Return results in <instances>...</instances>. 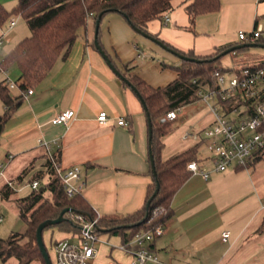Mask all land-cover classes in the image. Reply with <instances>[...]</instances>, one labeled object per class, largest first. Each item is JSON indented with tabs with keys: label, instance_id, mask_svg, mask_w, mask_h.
I'll use <instances>...</instances> for the list:
<instances>
[{
	"label": "crops",
	"instance_id": "1",
	"mask_svg": "<svg viewBox=\"0 0 264 264\" xmlns=\"http://www.w3.org/2000/svg\"><path fill=\"white\" fill-rule=\"evenodd\" d=\"M189 1L175 0L171 10L148 22L155 38L207 56L231 44L247 42L240 38V31L249 32L259 25L264 43V0H221L218 11L197 16L193 29L188 28L190 18L185 8ZM95 39L96 21L89 18L67 53L33 85L34 92L24 97L6 121L0 138V187L9 181L14 185L24 175H32V181L36 173L46 170L49 154L40 144L41 139L46 140L53 144L52 153L62 168H81V193L96 212L113 217L143 207L153 176L145 107L111 64L124 75H137L159 87L177 78L181 58L138 32L115 10L102 16L98 31L111 64ZM144 47L160 59L148 60ZM248 52L264 57V47ZM67 109L76 111L69 123L52 122ZM101 111L108 113L104 122L98 119ZM121 117L127 125L118 123ZM213 117L210 111L198 118L199 129L211 124ZM193 130L175 137L165 135L162 157L194 149L193 160L211 170L210 176L205 179L192 172L176 191L174 214L164 234L152 243L159 261L143 264H264V232L257 231L264 216V154L248 167L212 170L211 154L200 149L206 139L183 137ZM17 213V204L14 208L12 200L5 201L0 195V225L17 228ZM227 230L230 235L224 240ZM45 233L51 240L70 235L57 228ZM100 241L93 264H137L135 257L120 247L121 239L117 246Z\"/></svg>",
	"mask_w": 264,
	"mask_h": 264
},
{
	"label": "trees",
	"instance_id": "2",
	"mask_svg": "<svg viewBox=\"0 0 264 264\" xmlns=\"http://www.w3.org/2000/svg\"><path fill=\"white\" fill-rule=\"evenodd\" d=\"M174 1L17 0V4L11 10L0 2V31L7 20L15 14L22 15L31 30L29 35L20 39L3 55L1 64L6 68L16 65L19 75L16 79L18 92H15L16 89H11L4 80H0V99L4 105V111L0 113V138L6 121L24 100L22 91L39 83L47 75L59 57L67 53L77 39L80 28L87 24L89 18H94L96 21L100 14L103 16L106 12L115 10L125 15L133 27L157 37L148 30V22L171 10ZM185 8L190 18L188 28L193 29L197 16L218 11L221 8V0H190ZM163 42L180 53L203 60L181 58V64L176 66L177 78L159 87L148 84L137 75L125 74L131 82L129 85L134 86L137 90L135 92L142 96L146 113L148 112L151 118L152 136L149 137V142L151 141L156 175L151 169L153 181L148 185L145 204L141 209L119 216H100L95 232L98 235L105 232L116 234L120 237L121 243L127 245L138 231L167 224L174 214L173 196L192 173L188 163L195 159L194 149L167 159L162 157L163 138L171 130L173 121L164 118L166 113L200 98L198 89L202 86L218 88L216 69L221 72H234L244 66L264 64V57H255L248 52L250 47H241L232 51L235 56L242 54L239 66L224 67L219 63L221 57L215 59V56L234 44L220 48L211 55L197 56L193 51H184L166 41ZM255 42L263 43L260 37ZM232 102L224 101V104L230 108ZM263 154L258 152L250 164L260 159ZM43 176L48 178L43 190L41 187L32 189L26 196H18L12 181L0 187L1 198L16 202L19 215L26 224L23 231H12L7 238L0 237V264H7L13 257L19 264H31L33 261L46 264L36 238L37 227L46 219L57 218L66 207H72L75 211L66 212L60 223L47 226L43 230V238L45 231L52 228L70 234L78 233L81 230L80 217L89 220L98 215L81 192L74 196L66 194L61 178L49 156L46 170L36 173L33 179L41 180ZM157 181H159V189L155 193ZM257 231L264 232V216ZM56 240L58 239H52L51 245ZM152 243L151 247H153Z\"/></svg>",
	"mask_w": 264,
	"mask_h": 264
},
{
	"label": "built area",
	"instance_id": "3",
	"mask_svg": "<svg viewBox=\"0 0 264 264\" xmlns=\"http://www.w3.org/2000/svg\"><path fill=\"white\" fill-rule=\"evenodd\" d=\"M168 14L165 19L169 20ZM16 24L15 17L8 21V28L11 29ZM262 28L257 26L252 31H240L239 36L247 42H255L261 36ZM4 32L0 35V75L11 89H17L18 83L11 78L9 68L1 63L3 54L1 48L4 44ZM142 56V54H139ZM219 87L202 86L198 89L200 98L206 100L213 113L211 124L199 130L187 131L185 139L194 140L206 139L208 150L211 154L213 169L215 171H225L230 167H248L250 161L258 152L264 153V64L248 65L235 70L234 72H221L215 70ZM34 87L30 86L22 91L24 97L32 94ZM224 101H233L230 108L226 107ZM180 107L169 110L165 119L175 120L178 118ZM76 115L74 109H67L59 112L53 117L55 124H67ZM98 119L104 122L108 119V113L101 111ZM121 125H127L128 121L121 117L118 120ZM40 144L45 147L49 157L54 163L61 178L68 196H74L83 189L81 182V168L77 165L62 168L52 153L53 144L46 140H40ZM188 168L193 173L201 174L205 179L209 178L211 170L205 168L192 160L188 163ZM0 170V174H1ZM32 189L40 188V180L31 181ZM264 208V198L262 201ZM86 220L80 217L81 230L78 233H71L69 236L53 242L50 254L53 264H93L97 248L96 242L99 235L95 232V227L100 214ZM2 218H0L1 222ZM166 225H158L150 230H142L135 233L129 244H120L126 252H130L137 264H143L148 260L158 262V256L152 249L151 243L164 234ZM230 231L223 232V239L226 240Z\"/></svg>",
	"mask_w": 264,
	"mask_h": 264
},
{
	"label": "rangeland",
	"instance_id": "4",
	"mask_svg": "<svg viewBox=\"0 0 264 264\" xmlns=\"http://www.w3.org/2000/svg\"><path fill=\"white\" fill-rule=\"evenodd\" d=\"M1 3L4 4V6L11 10L13 7L17 4V0H0ZM15 17L16 24L9 29L8 28V21L11 17ZM7 22L4 24L3 29L0 31V35L4 32V44L1 48V53L4 55L7 52L10 51L14 47V45L25 36L29 35L31 33L30 27L25 20V18L20 14L12 15ZM145 48V47H144ZM261 47H250L249 50L253 49H259ZM145 51L148 55V60L154 61L156 59H160L151 49L145 48ZM155 57V58H154ZM237 57V58H236ZM242 58V54H239L238 56H235L232 52H229L225 55H223L220 59V64L224 67H233V66H239L240 62L239 59ZM166 60V59H164ZM9 73L11 78L16 80L18 78L19 72L16 65H12L9 67ZM3 78V75H0V80ZM4 111V105L2 100L0 99V113ZM211 108L206 100L203 98H198L197 100L188 103L186 105H183L180 107V112L178 115V118L172 121L171 130L166 134L167 136H177L180 135L182 132L190 129H199L200 124L198 123V118L204 116L207 112H210ZM166 137V136H165ZM200 149L206 153L207 155H210V151L208 150L207 144L202 143L200 146ZM7 172L10 173L11 169L8 168ZM2 175H0V181L2 180ZM32 175H24L22 181L15 180L14 185L17 184L18 189V196H26L32 191L31 187V178ZM47 176H43L41 178L40 187L44 188L47 183ZM12 206L16 208L15 201H12ZM17 221H19V224L17 228H13L11 226H6L5 224L0 225V237L7 238L12 231H23L26 227L25 221L21 218V216L17 213L16 215ZM104 240L106 244L108 245H119L120 243V237L113 233H101L99 235V239L96 242V246L100 245L101 241ZM44 241L47 246L48 251L53 256V251L51 249V238L44 233ZM100 241V242H99ZM7 264H19L18 260L16 258H10L7 262ZM31 264H40L39 261H33Z\"/></svg>",
	"mask_w": 264,
	"mask_h": 264
},
{
	"label": "water",
	"instance_id": "5",
	"mask_svg": "<svg viewBox=\"0 0 264 264\" xmlns=\"http://www.w3.org/2000/svg\"><path fill=\"white\" fill-rule=\"evenodd\" d=\"M101 18H102V14H100V16L98 17V19L96 20V39H95V44L97 46V48L100 50V52L103 54V56L108 60V62L111 64V60L109 58V55L106 53V51L102 48L97 36H98V31H99V26H100V21H101ZM135 28V27H134ZM138 32L142 33L143 35L149 37V38H152L153 40L157 41L160 45H162L164 48L170 50L171 52L175 53L177 56H179L180 58H184V59H192V60H197V61H201L203 59L201 58H198V57H189L183 53H180L170 47H168L163 41L155 38L154 36H151L149 35L148 33H145L143 31H141L140 29L138 28H135ZM241 47H264V43H256V42H244V43H241V44H238V45H235V46H232V47H228L226 48L225 50H223L222 52H220L219 54H217L215 56V59L216 58H219V57H222L223 55L229 53V52H232L234 51L235 49L237 48H241ZM112 68L115 70V72L123 79L125 80L128 84H131V82L129 81V79L121 72L119 71L117 68H115L112 64H111ZM132 88L137 92L136 88L134 86H132ZM139 98L141 99L145 109H146V106H145V103H144V100L142 98V96L137 93ZM147 118H148V123H149V137L151 138L152 136V124H151V118L149 116V113L147 112ZM150 143V158H151V165H152V170H153V173L156 175V170H155V166H154V157H153V152H152V149H151V141L149 142ZM159 189V181H157V190L155 193H157ZM41 190H43V188H41ZM149 205V204H148ZM75 211L74 208L72 207H66L64 208L60 215L57 217V218H49V219H46L44 221H42L38 227H37V230H36V238H37V242H38V245L40 247V250L44 256V259L46 261V264H53L52 262V259H51V256H50V253L47 249V246L45 244V241H44V238H43V230L47 227V226H50V225H54V224H57V223H60L63 219H64V214L66 212H73ZM104 231H108V230H104Z\"/></svg>",
	"mask_w": 264,
	"mask_h": 264
}]
</instances>
